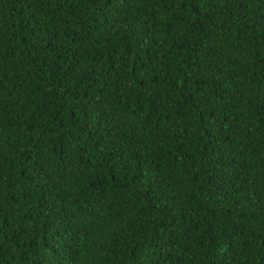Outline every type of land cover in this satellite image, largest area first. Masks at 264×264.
<instances>
[{
	"label": "trees",
	"instance_id": "obj_1",
	"mask_svg": "<svg viewBox=\"0 0 264 264\" xmlns=\"http://www.w3.org/2000/svg\"><path fill=\"white\" fill-rule=\"evenodd\" d=\"M104 5L0 0V264H264V0Z\"/></svg>",
	"mask_w": 264,
	"mask_h": 264
},
{
	"label": "snow or ice",
	"instance_id": "obj_2",
	"mask_svg": "<svg viewBox=\"0 0 264 264\" xmlns=\"http://www.w3.org/2000/svg\"><path fill=\"white\" fill-rule=\"evenodd\" d=\"M123 2H126V0H123ZM194 2H195V0H178V3L180 5H184L185 3H194ZM110 3H112V0H105V5L104 6L106 7ZM41 42H43L42 39H41Z\"/></svg>",
	"mask_w": 264,
	"mask_h": 264
}]
</instances>
